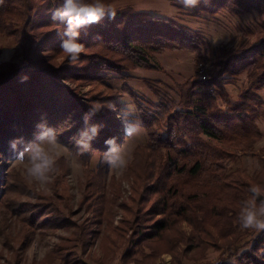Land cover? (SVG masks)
Masks as SVG:
<instances>
[{
    "label": "trees",
    "instance_id": "obj_1",
    "mask_svg": "<svg viewBox=\"0 0 264 264\" xmlns=\"http://www.w3.org/2000/svg\"><path fill=\"white\" fill-rule=\"evenodd\" d=\"M167 1L195 17L222 11L257 14L260 31L254 42L221 47L206 81L194 78L168 91L160 82L145 80L154 100L130 91L148 140L135 149L123 173L131 182L132 194L122 203L124 216L115 228L127 246L122 260L136 262L137 256L151 260L164 254L177 259L193 250L228 248L236 257L235 264H264V231L242 254L237 249L248 234L239 226L240 202L248 198L250 185H264V147L261 152L256 150L264 137L259 127L264 120V0H200L191 8L177 0ZM59 2L4 0L0 4V28L19 36L22 43L20 64L10 65V73L0 77V204L6 203L15 215L37 227L47 226L48 221H67L61 215L44 221L42 209L53 205L52 198L28 190L19 175L4 169L15 159L9 141L17 137L31 141L36 124L44 117L57 130L60 142L75 143L74 137L84 127L82 117L91 105L113 102L121 110V96L107 86V75L129 80V73L137 67L156 70L151 61L155 55L200 53L208 46L203 34L175 19L126 8L118 10L115 19L82 31L85 50L78 63L71 65L59 47L63 25L51 20V10ZM10 14L20 28L8 18ZM25 74L29 80L20 83ZM242 76L247 87L232 101L226 88L228 78ZM81 86L92 87L87 98L81 95ZM100 87L106 90H94ZM90 123L105 125L92 142V150L81 154L74 149L86 166L89 190L81 206L92 209L102 225L112 222L114 205L104 194L103 175L108 169L102 160L107 151L104 140L116 137L118 144L121 124L116 112L106 107ZM93 154L100 157L96 172L88 168ZM241 154L258 159L260 166L253 176L233 170ZM24 196L40 204H23Z\"/></svg>",
    "mask_w": 264,
    "mask_h": 264
},
{
    "label": "rangeland",
    "instance_id": "obj_2",
    "mask_svg": "<svg viewBox=\"0 0 264 264\" xmlns=\"http://www.w3.org/2000/svg\"><path fill=\"white\" fill-rule=\"evenodd\" d=\"M106 2L115 5L117 11L132 8L136 11L175 19L185 26L199 31L208 42V46L203 48L200 53L176 51L155 55L151 61L156 66V70L150 71L137 67L129 73V80H124L118 75H107V86H110L121 96V110H118H133L136 116H138L137 108L130 91L144 99H155L146 86L145 80L160 82L163 89L168 91L174 89L177 84H183L194 78L202 80V77L206 75V80H208V71L211 70L221 47L231 48L247 41L254 42L260 31V20L257 14L233 15L228 11H222L217 15L202 14L195 17L178 11L167 0H106ZM8 18L14 19V25L20 28L14 15L10 14ZM8 32L2 27L0 28V77L10 73V65L16 66L21 62L19 58L22 46L20 37ZM61 60L58 59L57 62H61ZM69 85L75 87L73 84L69 83ZM246 87L245 76L235 79L228 78L226 88L232 101H236L239 93ZM91 90V86L79 88L84 98H87L86 95ZM94 90L105 91L106 89L100 87ZM261 95L264 97V92H261ZM119 122L121 124L120 120ZM259 127L264 135V120H260ZM118 138V144L125 143L131 147L129 162L135 149L139 145L146 144L148 140L141 123L139 133L130 139L124 136L121 124ZM62 144L66 150L58 161L61 173L54 183L48 186V189L32 182L26 175V166L18 163L15 159L4 168L9 174L19 175L28 185V190L33 189L52 198L53 205H46V208H49L44 211L42 209V215L45 214L44 221L61 215L67 222L61 224L48 221V225L44 227L30 226L29 221H25L21 216L13 213L12 207L6 203L0 204V264H25L26 251L33 243L38 245L40 251V258L34 261V264H235L236 257L231 254L232 249L228 248L193 250L185 255H178L177 259L169 254L151 260L137 256L136 262H124L122 256L127 250V246L124 240L115 233V228L120 226L124 216L121 205L128 201L132 194L130 180L123 178L125 169L117 171L108 166L103 175L104 194L106 199L114 205L112 207V222L105 221L100 225L92 209H88L84 205L81 206V202L89 191L86 189L84 176L86 166L83 159L76 152L77 149H74L76 146L74 141ZM263 147L264 137L256 145L257 152H261ZM262 154L264 155V153ZM99 164V155L93 154L88 168L96 172ZM258 164L259 161L256 157L241 154L232 168L245 171L249 176H253L259 168ZM69 176L76 178V185L73 186L68 182L67 177ZM115 193H117L116 199ZM20 202L27 205L40 204L36 198L28 196H24ZM41 203L49 204V201ZM247 233L237 245L239 254L250 248L252 240L258 234L255 230H248Z\"/></svg>",
    "mask_w": 264,
    "mask_h": 264
},
{
    "label": "clouds",
    "instance_id": "obj_3",
    "mask_svg": "<svg viewBox=\"0 0 264 264\" xmlns=\"http://www.w3.org/2000/svg\"><path fill=\"white\" fill-rule=\"evenodd\" d=\"M3 2L4 0H0V4ZM177 2L186 8H191L196 7L200 0H177ZM116 15V6L106 0H60L51 10V20L63 25L59 47L71 65L78 63L81 53L85 50L84 44L80 41L82 31L105 19H115ZM28 80L27 74L20 77V83ZM105 107L117 113L126 138L130 139L139 133V117L133 110L119 111L113 102H108L106 105L97 102L83 115L84 127L74 137L75 145L81 154L92 150V142L99 137L105 127L101 123H90L91 118L98 115ZM35 127L36 131L31 141L17 137L9 141V148L15 153V160L26 166L27 177L38 186L48 189L61 173L58 161L66 149L58 139L57 130L51 127L44 117ZM104 144L107 146V151L103 152V162L117 171L126 169L131 147L125 143L117 144L116 137L105 139ZM259 166L258 164L257 167ZM67 179L71 185H76L75 177L69 176ZM248 192V198L240 202L239 226L242 230H255L259 233L264 231V185L252 184ZM39 258V247L33 243L26 251L25 264H34Z\"/></svg>",
    "mask_w": 264,
    "mask_h": 264
},
{
    "label": "built area",
    "instance_id": "obj_4",
    "mask_svg": "<svg viewBox=\"0 0 264 264\" xmlns=\"http://www.w3.org/2000/svg\"><path fill=\"white\" fill-rule=\"evenodd\" d=\"M206 79H207L206 75L202 77V80L206 81Z\"/></svg>",
    "mask_w": 264,
    "mask_h": 264
}]
</instances>
